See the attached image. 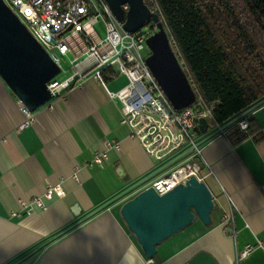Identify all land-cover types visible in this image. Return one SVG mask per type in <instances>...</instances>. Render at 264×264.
<instances>
[{
    "label": "crops",
    "instance_id": "1",
    "mask_svg": "<svg viewBox=\"0 0 264 264\" xmlns=\"http://www.w3.org/2000/svg\"><path fill=\"white\" fill-rule=\"evenodd\" d=\"M102 74L104 86L88 77L35 111L25 128L19 101L0 79V264H147L118 209L155 162L122 123L115 95L127 78L113 69ZM251 115L259 142L250 137L234 146L224 133L201 151L215 204L211 225L196 220L163 242L154 264H185L199 251L232 264L244 245L264 240V106ZM100 153L101 167L89 166ZM56 186L64 196L45 201V209L22 208ZM238 264H264V252Z\"/></svg>",
    "mask_w": 264,
    "mask_h": 264
},
{
    "label": "built area",
    "instance_id": "2",
    "mask_svg": "<svg viewBox=\"0 0 264 264\" xmlns=\"http://www.w3.org/2000/svg\"><path fill=\"white\" fill-rule=\"evenodd\" d=\"M3 1L58 66L60 74L61 61L71 57L68 64L72 74L62 81L56 77L47 83L52 100L70 89L81 88L88 77L104 86L103 70L113 69L127 78V87L115 95L121 103L122 123L132 129L155 167L146 179L125 193L122 201L147 187L163 195L191 176L204 182L201 151L205 143L195 128L199 119H205L209 129L219 127L212 117L213 107H207L197 93L195 102L188 108L177 111L172 107L144 63L150 54L145 45L151 35L149 28L143 27L135 33L123 32L104 0ZM123 9L126 11L127 7ZM97 24H102L103 36L95 28ZM21 111L26 119L20 128H25L33 122L34 112L22 105ZM238 125L241 130L247 127L244 121ZM105 146L118 149L115 142H106ZM105 155L96 154L89 166L101 167ZM179 171L182 176L176 177ZM63 196L61 186L51 187L42 197L31 199L22 208L25 212L43 210L45 201ZM244 246L232 264H238L256 250L264 252V240ZM147 264H154L153 258L147 259Z\"/></svg>",
    "mask_w": 264,
    "mask_h": 264
},
{
    "label": "water",
    "instance_id": "3",
    "mask_svg": "<svg viewBox=\"0 0 264 264\" xmlns=\"http://www.w3.org/2000/svg\"><path fill=\"white\" fill-rule=\"evenodd\" d=\"M123 32L135 33L151 21L154 32L146 39L150 52L144 63L172 107L180 111L195 102L192 89L174 51L160 16L144 0H104ZM123 7H127L125 11ZM60 74L25 26L3 0H0V79L29 112L52 100L47 83ZM264 106V98L217 129H209L199 119L195 132L206 143ZM163 195L147 187L121 203L119 215L146 259L157 254V247L190 227L196 220L209 227L214 210L213 196L202 181L191 176ZM185 264H218L208 252L195 253Z\"/></svg>",
    "mask_w": 264,
    "mask_h": 264
},
{
    "label": "trees",
    "instance_id": "4",
    "mask_svg": "<svg viewBox=\"0 0 264 264\" xmlns=\"http://www.w3.org/2000/svg\"><path fill=\"white\" fill-rule=\"evenodd\" d=\"M144 4L160 16L192 89L213 107L218 126L264 98V0H144ZM144 27L154 28L150 20ZM243 121L245 130L235 124L225 132L234 146L250 137L262 139L252 115Z\"/></svg>",
    "mask_w": 264,
    "mask_h": 264
},
{
    "label": "rangeland",
    "instance_id": "5",
    "mask_svg": "<svg viewBox=\"0 0 264 264\" xmlns=\"http://www.w3.org/2000/svg\"><path fill=\"white\" fill-rule=\"evenodd\" d=\"M95 28L97 29L98 33H100L103 36V33H102L103 32L102 24H97ZM154 30L155 29L153 28V30H149V32L152 34L154 32ZM61 68H62V72H61L60 75L57 76V79L59 81H62L64 79H66L67 77L70 76V74H72L71 71H70L69 64H68V59L65 58V60L61 61ZM121 81L123 82V84H125L124 79H122ZM210 123H211V121H209V124ZM210 128H212V127H210Z\"/></svg>",
    "mask_w": 264,
    "mask_h": 264
},
{
    "label": "bare ground",
    "instance_id": "6",
    "mask_svg": "<svg viewBox=\"0 0 264 264\" xmlns=\"http://www.w3.org/2000/svg\"><path fill=\"white\" fill-rule=\"evenodd\" d=\"M178 175H179V176H182V171H179V172H177V173L175 174L176 177H178Z\"/></svg>",
    "mask_w": 264,
    "mask_h": 264
}]
</instances>
